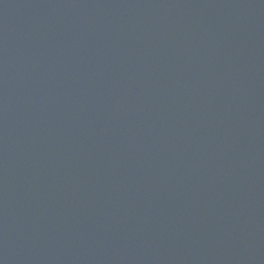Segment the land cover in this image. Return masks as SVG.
Wrapping results in <instances>:
<instances>
[{"label": "water", "instance_id": "1", "mask_svg": "<svg viewBox=\"0 0 264 264\" xmlns=\"http://www.w3.org/2000/svg\"><path fill=\"white\" fill-rule=\"evenodd\" d=\"M0 264H264V0H0Z\"/></svg>", "mask_w": 264, "mask_h": 264}]
</instances>
